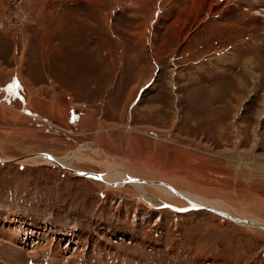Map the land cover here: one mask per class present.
<instances>
[{
    "label": "rangeland",
    "instance_id": "1",
    "mask_svg": "<svg viewBox=\"0 0 264 264\" xmlns=\"http://www.w3.org/2000/svg\"><path fill=\"white\" fill-rule=\"evenodd\" d=\"M248 1L0 0V158L50 153L264 223V8ZM36 159L0 163V264H264L263 228Z\"/></svg>",
    "mask_w": 264,
    "mask_h": 264
},
{
    "label": "bare ground",
    "instance_id": "2",
    "mask_svg": "<svg viewBox=\"0 0 264 264\" xmlns=\"http://www.w3.org/2000/svg\"><path fill=\"white\" fill-rule=\"evenodd\" d=\"M36 158L43 159L42 161L57 165L58 167L62 166L60 168L65 169L66 171L73 173L75 175H78V174H76L77 172L87 173L89 177L96 178V179L104 182L107 185L118 186V185L123 184L125 181H127V182L136 183L140 187L144 186L145 184L148 186H151V187L155 188L159 194H162L166 197L176 196L173 193H177V195H180L182 199L188 201L189 204H191V206H204V207L212 208L213 210H216L222 214L231 216L233 218L231 220L236 221V222L241 223V224H246L248 226H254V227H258V225L264 226V223H262L263 221L261 222L257 219H247V218H241V217L233 216L227 207H225L224 205H221L216 200L206 199L203 201L201 199V197L194 195L190 192L182 191L181 192L182 194H181L180 190L179 191L176 190V188L174 186H172L171 184H169L167 182L148 181V180H144V179L131 177L129 174L124 175V177H121V176H118L116 174L113 175L112 173L102 175L101 173L79 170V169L71 168L70 167L71 164H69L67 162V158L56 157V156L51 155L50 153H45V152H39V153H35L32 155L24 156V159H20L21 161H19V162L22 163V162H25L29 159L37 160ZM0 160L2 161L0 163L7 164L6 160H9V159L0 158ZM14 160H16V158H14ZM12 162H14V161H12ZM9 163H11V162H8V164ZM78 176H83V175H78ZM83 177H86V176H83ZM132 178L135 179V181H131ZM146 192L147 191H143L142 193H146ZM220 207H222V208L225 207L226 210L225 211L221 210ZM217 208H219V209H217ZM204 210H206V209H204ZM259 228H261V227H259Z\"/></svg>",
    "mask_w": 264,
    "mask_h": 264
},
{
    "label": "water",
    "instance_id": "3",
    "mask_svg": "<svg viewBox=\"0 0 264 264\" xmlns=\"http://www.w3.org/2000/svg\"><path fill=\"white\" fill-rule=\"evenodd\" d=\"M21 158H17L16 160H14V159H9V160H6V162L8 163V162H11V163H18L19 161H21L20 160ZM12 161H14V162H12ZM0 162H2L1 160H0ZM55 166H57V165H55ZM58 167V166H57ZM60 167H62V166H60ZM82 173V174H81ZM81 173H79V172H77L76 174H78V175H83V176H86V177H89L88 176V174L87 173H84V172H81ZM94 179V178H93ZM131 181H135V179H131ZM124 182V181H123ZM125 182H127V181H125ZM191 205V204H190ZM190 208H197V209H206V210H209V211H211V212H213V213H216V214H218V215H221V216H223V217H226V218H229V219H233L231 216H229V215H225V214H222V213H220V212H218V211H216V210H213L212 208H209V207H204V206H192V207H190ZM258 225V224H257ZM258 227H261V228H264V226H262V225H258Z\"/></svg>",
    "mask_w": 264,
    "mask_h": 264
},
{
    "label": "crops",
    "instance_id": "4",
    "mask_svg": "<svg viewBox=\"0 0 264 264\" xmlns=\"http://www.w3.org/2000/svg\"><path fill=\"white\" fill-rule=\"evenodd\" d=\"M257 1V0H256ZM244 3H249L251 4L248 0H243ZM259 3H261V6L259 4V6L261 8H264V0H258ZM200 8L199 6L195 5L193 8H190V10H188L189 14H191L192 17H195V14L198 12L200 13ZM178 13L180 14V10L178 9ZM185 10H184V14H185ZM31 97V96H30ZM29 97V99H30ZM42 112V111H41Z\"/></svg>",
    "mask_w": 264,
    "mask_h": 264
},
{
    "label": "built area",
    "instance_id": "5",
    "mask_svg": "<svg viewBox=\"0 0 264 264\" xmlns=\"http://www.w3.org/2000/svg\"><path fill=\"white\" fill-rule=\"evenodd\" d=\"M139 215V214H138ZM133 217H134V215H133ZM139 219H140V216H139Z\"/></svg>",
    "mask_w": 264,
    "mask_h": 264
},
{
    "label": "trees",
    "instance_id": "6",
    "mask_svg": "<svg viewBox=\"0 0 264 264\" xmlns=\"http://www.w3.org/2000/svg\"><path fill=\"white\" fill-rule=\"evenodd\" d=\"M52 168H56V167L53 166ZM157 255H158V254H157Z\"/></svg>",
    "mask_w": 264,
    "mask_h": 264
}]
</instances>
